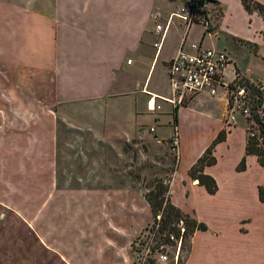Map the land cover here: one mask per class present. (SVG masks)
<instances>
[{"label":"crops","instance_id":"crops-1","mask_svg":"<svg viewBox=\"0 0 264 264\" xmlns=\"http://www.w3.org/2000/svg\"><path fill=\"white\" fill-rule=\"evenodd\" d=\"M188 1L0 0V264H138L150 206L135 184L111 185L104 142L145 132L166 148L177 139L169 201L207 227L181 264H264V166L246 153L245 118L226 123L225 87L243 77L264 92V20L242 0H212L208 30L167 21ZM193 43L227 53L225 85L176 104L169 64ZM220 131L208 193L189 169Z\"/></svg>","mask_w":264,"mask_h":264},{"label":"built area","instance_id":"built-area-1","mask_svg":"<svg viewBox=\"0 0 264 264\" xmlns=\"http://www.w3.org/2000/svg\"><path fill=\"white\" fill-rule=\"evenodd\" d=\"M200 1L201 14L195 13L193 5H195L196 0H189L186 4L175 7L165 15L158 9L152 11L150 16L155 23L154 30L160 35L159 40L153 44L156 49L161 46V39L166 29V25L161 21L163 15L167 21L177 17L186 24L192 22L200 23L208 30L213 5L206 0ZM191 46L194 49V53L179 51L169 64L172 85L175 91V98L170 100L176 104L183 103L190 95L202 90L214 95L217 93L219 86L225 85L221 74L228 65L227 53L210 47H200L197 43H193ZM225 87L229 111L226 123H235L237 113H239L250 126L249 136H255L258 133V129L254 119L251 117L249 99L246 97L245 88L241 86L230 88L229 85H225ZM147 106L151 110H159L161 108L160 104L156 102V97L153 96L148 99ZM261 109L262 107L259 108L258 113L261 112ZM153 130L154 128L151 127L150 131ZM155 141L157 143L161 142L157 138ZM169 145L175 149L178 145L177 139H172ZM156 218L157 221L153 225L150 224L148 229L141 232L137 244L139 248L138 264H145L148 258L154 259L159 264H167L169 261H172L173 264H179L183 252V244L186 240L184 238L185 224L180 219L175 224L176 233H167L165 231L161 233L158 229L160 215H157Z\"/></svg>","mask_w":264,"mask_h":264},{"label":"trees","instance_id":"trees-1","mask_svg":"<svg viewBox=\"0 0 264 264\" xmlns=\"http://www.w3.org/2000/svg\"><path fill=\"white\" fill-rule=\"evenodd\" d=\"M213 3L212 0H206ZM244 8L248 12L256 11L258 12L264 20V5L255 0H242ZM201 1L196 0L195 5H193L196 14H201L200 9ZM262 36L264 39V26L262 29ZM236 86L244 87L246 90V97L249 99V109L251 117L257 125L258 133L255 136H248L246 141V153L254 154L260 165L264 166V92L262 91L259 84H255L248 79L243 77L234 80L230 83L229 87L233 88ZM262 107L261 112L258 113L259 108ZM224 131H220L217 136L213 139L211 144L204 150V152L198 157L195 163H193L189 169V175L192 179H196L200 185H203L208 193H214L217 190V184L213 177L204 173V167L207 165H212L215 162V158L212 154L214 145L223 140ZM245 168V160L242 159L237 165V170H243ZM169 185H164L162 180L158 179L152 189L147 191L144 196L147 200L151 214L152 220L148 223L144 229L145 231L157 221V215H160L159 219V231L162 232H174L176 233L175 224L178 223L180 219L183 220L185 224L184 238H189L195 230H205L207 227L204 223L198 222L187 214L181 212L177 207L170 203L168 197ZM165 193L167 195L165 196ZM259 198L264 202V192L259 190ZM152 227V226H151ZM141 233L134 240V250L139 251L137 246L140 239ZM177 236V234H176ZM186 241V240H185ZM184 246V244H183ZM182 262H179L181 264ZM145 264H159L156 263L154 259L148 258Z\"/></svg>","mask_w":264,"mask_h":264},{"label":"rangeland","instance_id":"rangeland-1","mask_svg":"<svg viewBox=\"0 0 264 264\" xmlns=\"http://www.w3.org/2000/svg\"><path fill=\"white\" fill-rule=\"evenodd\" d=\"M165 130L169 131L170 126H167ZM104 144V149L109 148V153L104 156L106 165L104 171L110 173L111 185L119 184V182L135 184L145 194L153 188L158 179L162 180L164 185L169 184L170 174L175 166L176 152L170 149L167 143L169 148L164 147L161 142H155L150 132L129 140L116 137L109 142L105 141ZM188 243L187 237L180 262L184 259Z\"/></svg>","mask_w":264,"mask_h":264}]
</instances>
